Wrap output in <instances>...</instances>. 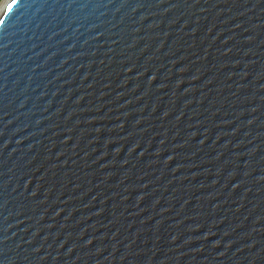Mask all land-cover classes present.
Returning <instances> with one entry per match:
<instances>
[{"label": "water", "instance_id": "95a60500", "mask_svg": "<svg viewBox=\"0 0 264 264\" xmlns=\"http://www.w3.org/2000/svg\"><path fill=\"white\" fill-rule=\"evenodd\" d=\"M0 20L2 264H264V0Z\"/></svg>", "mask_w": 264, "mask_h": 264}, {"label": "snow or ice", "instance_id": "6c2138e0", "mask_svg": "<svg viewBox=\"0 0 264 264\" xmlns=\"http://www.w3.org/2000/svg\"><path fill=\"white\" fill-rule=\"evenodd\" d=\"M21 4V0H10V2L6 3V6L3 7L2 12L4 15H8L13 12L14 7L16 8ZM0 5H5V0H0ZM4 23L3 20H0V25ZM2 264V262H0Z\"/></svg>", "mask_w": 264, "mask_h": 264}, {"label": "bare ground", "instance_id": "6f19581e", "mask_svg": "<svg viewBox=\"0 0 264 264\" xmlns=\"http://www.w3.org/2000/svg\"><path fill=\"white\" fill-rule=\"evenodd\" d=\"M8 1H9V0H5V5H6V3H7ZM5 5H0V13H1V11H2V9H3V7H4Z\"/></svg>", "mask_w": 264, "mask_h": 264}]
</instances>
